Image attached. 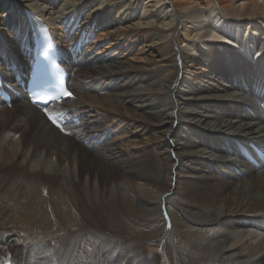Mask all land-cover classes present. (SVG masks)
I'll use <instances>...</instances> for the list:
<instances>
[{"label":"bare ground","instance_id":"1","mask_svg":"<svg viewBox=\"0 0 264 264\" xmlns=\"http://www.w3.org/2000/svg\"><path fill=\"white\" fill-rule=\"evenodd\" d=\"M52 1L0 0V264H264V162L241 151L264 146V0ZM31 12L69 63L64 130L6 69ZM109 14L146 25L98 34Z\"/></svg>","mask_w":264,"mask_h":264},{"label":"rangeland","instance_id":"2","mask_svg":"<svg viewBox=\"0 0 264 264\" xmlns=\"http://www.w3.org/2000/svg\"><path fill=\"white\" fill-rule=\"evenodd\" d=\"M23 1V4H25V5H28V4H31V3H34L35 2V0H22ZM64 1H66V0H55V1H52V2H55L54 3V7L52 6V5H50L49 3H45L44 5V8H45V14L48 16V15H53V14H55L54 13V11H56V9H58L62 4H63V2ZM73 1V0H72ZM105 2H103V3H101L100 5H91V6H89L88 8H86L85 10H84V12H82V14L84 15V17L86 16L87 17V21H89V22H87L86 21V24H85V26H84V29L85 28H87V27H89L91 24L93 25V26H91V28L93 27V28H95V24H94V21H93V16L92 15H90V13H93V11L96 9V7H100V8H103L104 6H105ZM105 8H108V6H106ZM9 9V8H8ZM4 9H2V14L1 15H3V16H9L10 15V10L9 11H3ZM53 12V14H51V12ZM31 13H33V12H31ZM50 13V14H49ZM34 14V13H33ZM125 14V13H124ZM130 15H132V14H128V16L130 17ZM38 16V15H37ZM40 17V16H39ZM132 17L133 18H128V17H126V19L125 20H123V19H121V15H115V14H109L108 15V18L105 20V21H103V23L101 24V25H99V26H96V28H97V30H98V34L99 33H103V32H106V31H109V30H114V31H116L117 30V28H121V29H124V30H127V29H131L130 27H141V26H145L146 24H145V22H143V21H140L139 20V18L137 17V15L135 14V15H132ZM40 18H42V17H40ZM59 20V19H58ZM84 20V19H83ZM70 21H72V20H70ZM137 21H138V23H137ZM135 24H134V23ZM73 24L74 23H76V22H72ZM87 24H89V25H87ZM134 24V25H133ZM144 24V25H143ZM1 26V25H0ZM93 28L92 29H90V27L88 28L89 29V31H91V32H93L92 30H93ZM73 35V34H72ZM75 35V34H74ZM165 36V35H164ZM164 40L166 41V38L164 37ZM164 40L162 41V42H164ZM146 43H148L147 45L149 46L148 47V49H154L155 47H158V44H159V38H151V39H147L146 40ZM161 43V42H160ZM160 45V44H159ZM154 47V48H153ZM119 52V51H118ZM115 53L114 55H116V58H119V56H121V57H125V56H127V55H125V53H123L121 50H120V52L119 53ZM88 103H90V101H89V99H88ZM92 104V103H91ZM67 133H69V131H67ZM121 134L122 135H125V134H127V133H125V132H121ZM87 150H89V149H87ZM95 151V150H94ZM146 245V244H145ZM145 250H146V252H148V253H150V254H153L154 253V251H155V249L154 248H150V247H146L145 248Z\"/></svg>","mask_w":264,"mask_h":264}]
</instances>
